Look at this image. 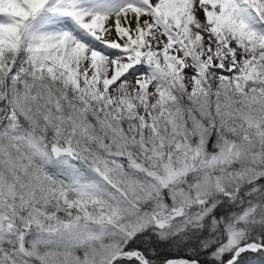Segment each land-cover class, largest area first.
<instances>
[{"label": "snow or ice", "instance_id": "1", "mask_svg": "<svg viewBox=\"0 0 264 264\" xmlns=\"http://www.w3.org/2000/svg\"><path fill=\"white\" fill-rule=\"evenodd\" d=\"M0 264H264V0H0Z\"/></svg>", "mask_w": 264, "mask_h": 264}]
</instances>
